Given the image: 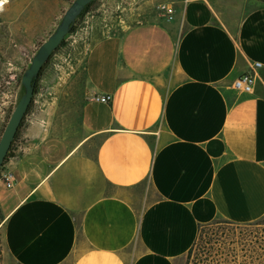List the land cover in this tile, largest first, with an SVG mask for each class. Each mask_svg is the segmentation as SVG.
Here are the masks:
<instances>
[{
  "label": "crops",
  "instance_id": "crops-1",
  "mask_svg": "<svg viewBox=\"0 0 264 264\" xmlns=\"http://www.w3.org/2000/svg\"><path fill=\"white\" fill-rule=\"evenodd\" d=\"M99 12L46 66L5 165L7 264H178L203 226L264 218V2ZM247 74L250 95L234 88Z\"/></svg>",
  "mask_w": 264,
  "mask_h": 264
},
{
  "label": "rangeland",
  "instance_id": "rangeland-1",
  "mask_svg": "<svg viewBox=\"0 0 264 264\" xmlns=\"http://www.w3.org/2000/svg\"><path fill=\"white\" fill-rule=\"evenodd\" d=\"M76 0H0L5 5L0 7V88H4V84L11 74L18 75V84L12 89V93L21 88L19 98L16 97L17 104L22 98V78L27 69L32 64L34 56L38 53L42 44H44L50 36L55 33L62 22L63 16ZM2 3V4H3ZM103 4V0H95V4L84 16H81L76 24L75 31L69 34L64 43L53 55L72 54L79 48L77 38L87 32L88 29L94 27L100 18L99 8ZM25 31V32H24ZM26 56V63L22 65V57ZM51 59V60H52ZM50 60V61H51ZM23 66V70H22ZM48 66V65H47ZM25 89L23 87V95ZM15 97L13 100H15ZM17 106V105H16ZM14 107V109L16 108ZM12 108L6 115L5 124L0 131V140L9 123L14 111ZM5 167L0 172V180L3 179ZM258 222H255L257 224ZM259 227L239 228L236 225L225 223L224 221H216L208 226L207 233L210 230L218 233L223 237H227L231 244L242 254V249L246 245L253 247L250 240H254L256 246L264 241V218L259 221ZM3 220L0 219V264H7V255L3 242ZM258 226V225H256ZM244 230V231H242ZM257 236V239L244 238L246 234ZM212 238V236L210 237ZM245 240V242H243ZM246 240L249 241L246 244ZM199 244V243H198ZM211 247V245H210ZM218 245H216V248ZM204 251V250H203ZM260 251L257 250V253ZM202 249L194 247L192 253H188L178 264H198L197 255Z\"/></svg>",
  "mask_w": 264,
  "mask_h": 264
},
{
  "label": "water",
  "instance_id": "water-1",
  "mask_svg": "<svg viewBox=\"0 0 264 264\" xmlns=\"http://www.w3.org/2000/svg\"><path fill=\"white\" fill-rule=\"evenodd\" d=\"M95 0H76L63 16L62 22L50 38L42 44L34 56L32 64L22 78L25 93L14 109L9 123L0 140V171L4 168L20 127L34 101L37 82L45 65L60 48L66 37L71 34L77 20L86 8Z\"/></svg>",
  "mask_w": 264,
  "mask_h": 264
},
{
  "label": "trees",
  "instance_id": "trees-1",
  "mask_svg": "<svg viewBox=\"0 0 264 264\" xmlns=\"http://www.w3.org/2000/svg\"><path fill=\"white\" fill-rule=\"evenodd\" d=\"M261 1L264 2V0H261ZM94 4H95V1H93L86 8V10L84 11V13L81 16H84L85 13H87L89 10H91V8L93 7ZM75 29L76 28L74 27V29L72 31L74 32ZM49 62L45 65V67L42 71V74H43L46 66L49 64ZM42 74H41V76H42ZM41 76H40V78H41ZM40 78H39V80H40ZM39 80L37 82V86H38ZM37 86H36V91H37ZM36 91H35V94H36ZM22 125H23V123H22ZM22 125H21L20 129L22 128ZM19 132H20V130H19ZM19 132H18V134H19ZM18 134H17L16 139L13 143L11 151H10V153L6 159L5 165L7 164L9 158L13 155V150H14L15 143L17 141ZM5 165H4V167H5ZM0 219L4 220V217H3L2 212H1V208H0ZM222 221H224V220H222ZM259 221H261V220H259ZM259 221L257 224L252 223V224H247V225L234 224V223L228 222V221H224V222L228 223V224L236 225L239 228H245L244 230L247 232L246 229H249L250 227H259V225H260ZM214 223L205 225L200 229L199 236L196 240V243L194 244L193 248L189 252V253H192L194 247H196L197 245H198V247H200V249H202V252H204V254L200 253L199 255H197L198 264H264V241L263 242L261 241L259 246H256L255 245L256 243H254V240H250L251 244H254V246L253 247L251 246L248 248V246L245 245L242 249V254H240L236 248L231 247L230 243H232V242H229V239L227 237H223V236H221L215 232H213L211 235L210 230L207 233V229H209L208 226H210ZM256 225H258V226H256ZM244 230H242V231H244ZM211 236H212V238H210ZM244 238L257 239V236L252 237V233L250 235H248V233H247L246 236H244ZM243 242H245V240H243ZM248 242L249 241L246 240V244ZM210 245H211V247H210ZM216 245H218L217 248H216ZM257 250H259L260 252L257 253Z\"/></svg>",
  "mask_w": 264,
  "mask_h": 264
},
{
  "label": "built area",
  "instance_id": "built-area-1",
  "mask_svg": "<svg viewBox=\"0 0 264 264\" xmlns=\"http://www.w3.org/2000/svg\"><path fill=\"white\" fill-rule=\"evenodd\" d=\"M158 10L161 13H164L167 15H171L174 11L173 8L169 5L159 6ZM259 67H261V64L256 63V64H254L253 69H257ZM254 82H255L254 77L251 74H247V75L240 77L239 79H237L234 82V88H235V90H237L241 94L250 95L253 93ZM17 84H18V75L17 74H11L4 84V88L8 89L9 94H11L9 102H8L9 111L12 108L14 109V107L17 105L16 97H15V100H13L14 93L11 92L12 89ZM96 99L102 103H105V104H110L112 102V96H109V95L99 96V97H96ZM7 114H5V115H7ZM5 119H6V116H5ZM5 178L8 179V177L6 176V173L3 172V179H5ZM3 179H1V180H3Z\"/></svg>",
  "mask_w": 264,
  "mask_h": 264
},
{
  "label": "bare ground",
  "instance_id": "bare-ground-1",
  "mask_svg": "<svg viewBox=\"0 0 264 264\" xmlns=\"http://www.w3.org/2000/svg\"><path fill=\"white\" fill-rule=\"evenodd\" d=\"M2 3H3V2H2ZM2 3H1V5H0V7L5 5L4 3H3V4H2Z\"/></svg>",
  "mask_w": 264,
  "mask_h": 264
}]
</instances>
